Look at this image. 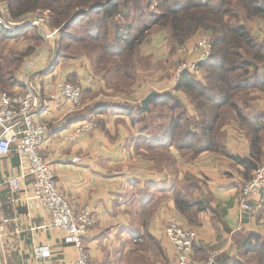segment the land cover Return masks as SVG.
<instances>
[{"label":"crops","instance_id":"obj_1","mask_svg":"<svg viewBox=\"0 0 264 264\" xmlns=\"http://www.w3.org/2000/svg\"><path fill=\"white\" fill-rule=\"evenodd\" d=\"M247 24L254 38L264 44V20L254 17ZM42 44L29 38L12 42L14 50L30 53L15 69L7 87L2 90L0 86V94L25 91L27 63L39 53L29 78L43 102L36 118L48 127L42 154L51 158L59 191L72 207L81 210L88 206L91 210L93 223L84 236L90 261L177 264L176 250L166 233L169 222L175 220L198 231L193 254L197 263L214 252L216 264H251L254 242L250 237L258 234L264 238V192L248 214L242 212L241 200L245 183L264 160V90L238 101L249 124L259 128V154L252 148L251 129L231 107L221 110L216 124L218 150L201 151L208 137L197 127L200 113L189 95L175 90L178 83L172 71L158 66L167 63L170 56L165 32L154 33L140 49L146 64L154 69L141 65L137 82L124 92L108 84L105 72H97L88 55L61 54L58 40L45 50ZM204 75L203 71L198 80L203 84ZM59 81L83 86V98L72 113L68 100L52 98ZM153 91L159 96L172 94L181 107L164 106L165 98L156 97L151 111L140 114L141 102ZM177 116L194 124L181 129L173 139L170 127ZM90 119L97 120L100 129L76 142L64 139ZM76 157L81 161H75ZM27 166L17 153L1 158L0 261L70 264L78 257L77 249L65 243L61 231L45 227L50 215L34 197V177L22 179L21 192L10 191L8 179L25 174ZM177 196L182 198L183 210L177 206ZM38 246L48 247L49 252L37 257L34 250Z\"/></svg>","mask_w":264,"mask_h":264},{"label":"trees","instance_id":"obj_2","mask_svg":"<svg viewBox=\"0 0 264 264\" xmlns=\"http://www.w3.org/2000/svg\"><path fill=\"white\" fill-rule=\"evenodd\" d=\"M14 22L31 20L48 12V24L58 31V51L67 55L86 54L97 72H105L108 84L118 91H127L138 80L139 67L147 62L140 49L150 37L165 32L170 52L187 44L200 33H208L213 41L211 57L200 65L205 83L183 73L176 91L191 98L200 121L197 127L207 135L203 150H218L216 124L223 108H233L239 120L252 131V148L259 154V128L239 110L238 101L248 100L250 93L264 90L262 66L264 44L254 38L248 20H264V0H0ZM157 7L153 9L154 3ZM31 33V35H30ZM38 28L27 26L12 33L0 25V86L5 89L15 69L30 51L14 50L12 42L31 39L37 45L43 39ZM41 36V37H40ZM9 52V53H7ZM164 106L179 109L181 104L172 94L163 96ZM156 98V97H155ZM153 102V101H152ZM168 102V103H167ZM140 114L147 111L139 107ZM182 117V116H181ZM173 119L170 136L194 124L188 118ZM182 120V122H181ZM183 123V124H181ZM185 147V145H182ZM236 161L240 158L233 157ZM250 179V178H249ZM182 208V198L177 196ZM254 257L250 263L264 264V238L251 237ZM235 264H244L236 262Z\"/></svg>","mask_w":264,"mask_h":264},{"label":"built area","instance_id":"obj_3","mask_svg":"<svg viewBox=\"0 0 264 264\" xmlns=\"http://www.w3.org/2000/svg\"><path fill=\"white\" fill-rule=\"evenodd\" d=\"M154 3L153 9L157 7ZM8 7L0 2V25L12 33H17L27 26L38 27L43 37L42 50L53 45L58 37V31L48 24V19L37 17L34 20L14 22L9 18ZM46 22V23H45ZM45 23V27L42 26ZM49 28V29H48ZM177 54L181 63L175 73V80L179 83L183 73L189 72L196 79L202 78L203 70L200 65L207 61L213 52V41L208 33H200L187 44L178 47ZM38 54L27 63L25 70L26 89L22 93L0 94V169L1 158L17 153L28 163L27 172L23 175L12 176L8 179L11 193L22 190V179L34 177L32 190L34 197L40 201L50 215L46 228L59 230L63 233L65 243L75 246L78 257L70 264H93L84 245V236L92 225V213L87 206L75 210L68 199L59 191L56 173L51 158L42 154L43 146L48 138V127L36 118L42 107V97L37 87L29 78V72L38 60ZM83 86L69 81H59L52 94L53 99H66L72 104L69 112L75 111L83 98ZM100 129V123L95 119L81 122L71 130L64 139L76 142L82 136ZM75 161H81L76 157ZM264 192V160L256 167L251 178L242 190L241 210L248 214L253 210V202ZM166 233L170 238L177 254V264H216V254L210 253L202 262L197 263L194 258V246L198 240V231L184 226L175 220L169 222ZM37 257L49 252L48 247L38 246L34 250ZM0 264L1 261H0Z\"/></svg>","mask_w":264,"mask_h":264},{"label":"rangeland","instance_id":"obj_4","mask_svg":"<svg viewBox=\"0 0 264 264\" xmlns=\"http://www.w3.org/2000/svg\"><path fill=\"white\" fill-rule=\"evenodd\" d=\"M39 16H42V17H40V18H45V20H46V17H47V19H48V17H49V14H48V12L47 11H45V12H43V13H40L39 14ZM46 23V22H45ZM45 23H42V26H46L45 25ZM36 28H38V27H36ZM49 29V28H48ZM30 35H31V33H30ZM170 49H171V47H170ZM7 53H9V52H7ZM149 60V59H148ZM180 63H181V59H180V56L177 54V52H170V56H169V58L167 59V63H165V64H158V66H160V69L161 70H171L172 71V74H173V77L175 78V73H176V71H177V69H178V67H179V65H180ZM146 62H144V64H142L143 65V67L147 70V69H149V70H151V68L152 69H154V66H152L151 67V65H149L148 63L146 64ZM162 66H164V67H162ZM159 69V68H158ZM151 72H149L148 74H150Z\"/></svg>","mask_w":264,"mask_h":264},{"label":"water","instance_id":"obj_5","mask_svg":"<svg viewBox=\"0 0 264 264\" xmlns=\"http://www.w3.org/2000/svg\"><path fill=\"white\" fill-rule=\"evenodd\" d=\"M159 95V93L158 92H156V91H153V92H151L142 102H141V107L144 109V110H146V111H148V112H150L151 111V102H152V100L155 98V97H157Z\"/></svg>","mask_w":264,"mask_h":264}]
</instances>
